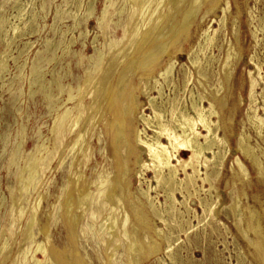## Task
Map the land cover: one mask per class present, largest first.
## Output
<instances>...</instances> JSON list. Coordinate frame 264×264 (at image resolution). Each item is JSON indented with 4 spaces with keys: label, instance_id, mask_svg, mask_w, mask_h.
Listing matches in <instances>:
<instances>
[{
    "label": "rangeland",
    "instance_id": "1",
    "mask_svg": "<svg viewBox=\"0 0 264 264\" xmlns=\"http://www.w3.org/2000/svg\"><path fill=\"white\" fill-rule=\"evenodd\" d=\"M19 1L20 3H18V0H0V247L5 243V249L0 253V264H14V259L24 247L25 239L29 233L27 221L34 205L37 203L36 199L39 194H44L45 197L38 206V221L34 227L37 233L36 240H43V235L38 231V228L40 223L46 219L47 214H50L53 242L63 246L68 241V229L65 219L62 217L60 201L64 200L65 202L64 189L70 174L77 169L75 165L78 163L74 164L75 167H71L72 156L68 145L78 129L71 134L69 132L68 134L65 133V149H59V155L57 151L51 163L44 170V178L47 175L44 180L45 184L43 182L41 185L36 183L28 191L21 190L17 174L20 168L24 167L28 155L37 144L44 143L46 148L54 146L51 128L56 116L64 110L65 105L74 106V101H68L70 93L78 94L79 87L83 85L88 72L93 76L96 75L97 69L109 54L111 44L116 43L119 46L124 43L127 25L130 22V11L133 6L130 0H112L114 3L112 13L103 19L102 12L108 0ZM220 5L221 7L217 9L216 15L210 13L203 19L202 12L206 10L207 5L201 6L191 25L189 38L187 39L184 36L179 40L178 44L182 45L181 50L183 53L180 52L179 54L174 73L169 76L170 78H160L159 84L156 89H153L154 91H151V94L157 96L154 101L155 106L163 112L166 121L171 120V109L174 106L179 107L181 104L179 111L194 114L192 103L198 105L203 103L208 107V97H211L212 93L218 95L217 97H226L230 107L232 104L237 103L239 96L242 95L244 101L234 111L231 112L228 107L223 109L227 116L230 114L228 117L232 120L234 118L232 123L228 122V126L235 131L229 137L232 146L231 154L223 168L219 165L215 166L213 162H209L207 167L205 165L201 166L200 176L206 177L208 175L209 178L206 183L201 181L200 177L193 183L186 179L181 171L178 175L179 179L174 180L175 182L170 178L168 179L171 186L168 183H165V185L162 183L161 186L157 185L158 183L156 184L154 172L146 169L144 175L146 179L143 178L142 184H139L138 176L131 172L130 180H132L133 193L137 195V187L138 191L141 187L145 189L149 186L152 187L149 193L152 196V201H154L155 209L153 212L154 217L151 219L156 221L165 232L167 231L166 234L168 237L170 236L169 240L174 247H172V252L168 253L165 247L169 244L164 242L161 251L158 250L153 252L152 256H146L138 240H143L148 244L155 239L159 241L160 239L148 229L143 232L144 234L142 233L144 230L140 229L141 227L137 226V230L133 229L137 222L132 216L129 219V227L130 224L131 227L133 226L129 228L130 231L132 230L129 237L133 241L129 242L130 238L122 240L123 247L114 256L118 264H128V262L129 264H142V262L143 264H260L254 254L255 247L239 233L235 224L238 219H241L243 227H246L249 221L252 224L260 222V233L257 235L251 229L247 235L250 239H255L258 236V238L264 240V177L257 176V167L250 159L242 155L241 157L251 173L250 180L244 183L238 181L237 185L232 186L230 189L226 187V182L233 179L229 167L234 155L238 154L235 146L239 133H243L246 138H249V142L255 148L264 170V0H221ZM228 5L230 10L228 11L226 23L223 25L220 19L224 14L223 8ZM59 14L63 15L59 16ZM232 14L239 16V19L235 21V27L239 31V43H237L233 34L232 22H234V19ZM182 19L183 14L180 12L177 20L182 21ZM213 29L217 30L215 40L207 46L206 37L208 34H213ZM255 34L257 37H255ZM72 41L74 42L72 43ZM192 46H194L193 56L201 60L198 70H195L187 62V54ZM229 46H232L229 61L235 64V69L230 81H227L225 80L223 68ZM238 50L242 53L239 60V54H236ZM251 56L254 57L255 61L253 60V63L249 64L246 63ZM166 61L167 59L163 61L161 67L165 65ZM182 61L187 62V64H183ZM256 66H259L260 69ZM249 69L254 70L253 76L257 82L253 107L257 108V114L263 119L261 123H258V130L249 120V115H253L252 110L248 109L251 104L249 98ZM133 78L134 82L138 84L139 76L135 74ZM53 79L58 80L54 81ZM158 89H161L162 92L160 93ZM197 94L199 99H202L200 103ZM142 100L145 103V112L153 115V108L148 103L149 101L147 102L146 98ZM133 125L135 128V121H133ZM222 125L224 124L222 123ZM140 127H146L150 135L155 134L152 127H147L141 121ZM99 132L100 136H94L92 139L93 147L90 156L85 158L83 165L88 178L95 179L97 182L100 181V174L112 178L115 170L109 145L110 138L105 134L104 128L100 127ZM219 133L223 135V128H220ZM44 151H41L39 155H44ZM61 155H63L64 161L60 166L58 161H60ZM207 155L213 157L211 152H207ZM134 159L133 156L132 163ZM145 159H147V156ZM167 176L169 177V174ZM180 179L183 180L182 183ZM185 181L188 182L185 184ZM209 182L213 184L219 182L220 194L227 204L221 207L218 217L204 220V204L206 205L207 202L216 199L213 196L214 192L210 189L209 191L206 190L210 188ZM184 187L187 190L183 189ZM104 188L103 186V191ZM244 188L246 194H243ZM12 189H14V193H11ZM172 191H175L178 200L174 204V208L170 205ZM237 194H242L241 198L237 200V207L231 208L229 205ZM102 195L100 194V196ZM132 199V197L130 200L125 198L124 202L121 201L120 220L125 210H129L132 214L131 209H129L131 203L134 202L140 205L135 200L136 198ZM98 202L99 198H96L95 207ZM148 204L151 206L150 203ZM176 207L179 211H176ZM178 207L180 208L178 209ZM20 208L23 209V215L18 217ZM16 209L18 210L16 211ZM187 209L191 212L187 213ZM169 210L172 212L171 214L168 212ZM250 211L254 213L253 220ZM182 212L186 214L184 215ZM178 213H180V216ZM84 216L85 218L77 228L79 248L90 264H105L104 259L107 257L106 251L109 245L102 242L106 234L102 232L101 235H98L93 220V217L98 218L99 216L92 207L86 210ZM161 216L167 222H163ZM181 218L183 219L181 220ZM26 230L27 232H25ZM132 234L133 236H131ZM124 236L126 237L125 234ZM125 242L128 243L126 247ZM6 254L7 257L5 258ZM31 254L32 251L29 255ZM1 257L4 259L2 260Z\"/></svg>",
    "mask_w": 264,
    "mask_h": 264
},
{
    "label": "bare ground",
    "instance_id": "2",
    "mask_svg": "<svg viewBox=\"0 0 264 264\" xmlns=\"http://www.w3.org/2000/svg\"><path fill=\"white\" fill-rule=\"evenodd\" d=\"M130 2L133 4V6L132 10L130 11V22L127 25V34L125 35L124 43L120 44L119 46L116 43H112L109 54L103 60V64L97 69L96 75L93 76L90 72H88L83 85L79 87L78 94L75 95L70 93L68 101H74V106L65 105L64 110L61 113H58L56 116L51 128L54 137V146L52 148H46L44 143L37 144L32 152L28 155L24 167L20 168L17 174L21 190L25 189L28 191L36 183H40L41 185L43 182L45 184L44 180L47 175H45L46 177L44 178V170L51 163L57 151L59 149L63 150L65 147V133L68 134L69 132V134H71L76 129H78L68 145L72 156L71 167L74 166L75 163H78L75 165L77 166V169L74 171V173H71L68 178V183L63 193V195L65 194L66 196L65 202L64 200L62 202L60 201L62 217L65 219L68 229V241L63 246L53 242L50 214H47L46 219L40 223L38 228V231L43 235V240H36L37 233L35 232L34 227L38 221V206H40L41 200L45 197L44 194H39L38 198L36 199L37 203H34L35 205L33 207L32 213L27 221L29 225V228L27 227L29 233L25 239V245L14 259V264H90L85 254H83L79 248V235L77 228L85 218L84 214L86 213V210L91 207L96 210L99 216L98 218L93 217V220L96 224V231L98 235H101L102 232L106 234L105 239H103L102 242L106 245H109V248L107 247L108 250L106 251L107 257L104 259L105 264H118L117 259H114V256L118 250L123 247L122 240H128L130 238L129 236L132 230L130 231L129 229L131 227V224L129 227V219H131L132 216L135 218V222H137L133 229L137 230L138 227H141L140 229L144 230L142 233L148 229L160 239V241L155 239L153 242L148 244L143 240H138L142 246L141 249L146 256H152L154 254L153 252H157L158 250L161 251L160 249L164 242L169 244L167 247H165L168 253L172 252V247L174 246H172V243L169 240L170 236L168 237L166 234L167 231L165 232V230L161 228L156 221L151 219L154 217L153 212L155 209L154 201H152V196L149 193L152 187L149 186L147 189L142 187L140 189L139 187L140 191H138L137 187L136 195L132 192L133 185L131 184L132 180H130V173L134 172L138 176L140 180L139 184H142V179L145 178L144 175L146 169L152 170L154 172V177L157 181L156 184L158 183L157 185H161L162 183H164L163 185H165V183L169 184V178L172 181L179 179L178 175L181 171L183 172L186 179L193 183H195L199 177L201 181L206 183L209 181V178L208 175L206 177L200 176L201 166L205 165L207 167L209 162H213L215 166L219 165L221 168H223L229 159L232 147L229 137L232 135V133L234 134L235 131L233 128L228 126V122L232 123L234 118L232 120V118L228 117L230 114L227 116L223 112V109L228 107L231 112L232 110L234 111V109L238 108L244 101L242 95L239 96L238 102L232 104L230 107L226 97H217L218 95L216 96L215 93H212L211 97H208V107L203 103L200 105L197 103H192L194 114L179 111L181 104L179 107L173 105L174 107L171 109L172 118L171 120L166 121L163 112L158 110L155 106L156 103H154V101L157 96L155 97L151 94V91L154 88L156 89L157 85L159 84L160 78L167 79L174 73L175 64L179 60V54L180 52L183 53L181 50L182 45L178 44L179 40L184 36H186L187 39L189 38L191 33V25L194 22L198 11L201 9V6L204 4L207 5L206 10L202 12L203 19L210 13L213 15L217 14V9L221 7V0H130ZM18 3H20L19 0ZM113 5L114 3L112 0L107 1V4L105 5L102 12L103 19L112 13ZM229 10V5L223 8L224 14L220 19V22L223 25L226 23ZM180 12L183 14L182 21L177 20V16ZM60 15L61 14H59V16ZM232 18L234 19V22H232L233 34L235 35L237 43H239V31L238 28L235 27V21L236 19H239V16H234L232 14ZM213 31L214 32L212 35L208 34L206 37L205 41L207 46L212 44V42L215 40L217 30L213 29ZM18 33L19 32L17 31V34ZM255 37H257L256 34ZM73 42L74 41H72V43ZM239 47L241 48V45ZM193 49L194 46L191 47V50L187 54V62L195 70H198L201 65V60L198 58L196 59L193 56ZM231 49L232 46H229L227 57L224 59L223 72L225 75V80L227 81H230V78L233 75V70L235 69V64H232L229 61L231 58ZM236 54H239V60L242 57L241 51L238 50ZM165 59H167V61L165 65L161 67ZM253 60L254 57L251 56L249 57V60L246 61V63H253ZM187 62H183V64H187ZM256 67L260 69L259 66ZM183 69L185 68L183 67ZM201 69L203 70V68ZM253 73L254 70L249 69V98L251 104L248 109L252 110L253 112V115H249V120L258 130V123H261L263 119L259 116V114H257V108L255 109L253 107V103L255 101V90L257 86V82L254 79ZM135 74L139 76L138 84L134 82L133 76ZM57 80L55 79L54 81ZM167 81L169 82V80ZM59 84L60 83L58 82V85ZM160 87L161 86L159 85V88ZM158 90L160 93L162 92L161 89ZM197 96V99H199L198 94ZM200 97L203 98L202 96ZM143 98H146L147 102L149 101L148 103H150L152 106L153 115H149L145 112V103L142 100ZM201 100L202 99H199V103ZM133 121L136 123L135 128ZM140 121L143 122L147 127H152L155 134L150 135L146 127L141 128ZM222 123L224 125H222ZM100 127L104 128L105 134L110 138L109 145L115 164V170L113 172L112 178L110 176L100 174V181L97 182L95 179L88 178L87 174L84 172L83 165L85 158H89L90 156V151L93 147V137L100 136ZM220 128H223L224 130L223 135L219 133ZM235 147L238 154L234 155L230 163L229 170L233 175V179L227 180L226 187H228V189L232 188V186H236L238 181L244 183L245 181H249L251 178V173L246 167V164L241 157L242 155L250 159L255 167H257V176L264 177L262 162L256 154L255 148L249 142V138H246L243 133H239V136L237 135ZM43 150H45V154L40 156L39 154ZM207 152H211L213 157H209ZM62 156L63 155H61V159H59L60 157L58 158L60 160L58 161L60 162V166L64 161V157ZM133 156L135 159L132 163ZM146 156L147 159H145ZM167 174H169V177ZM50 179L51 177L49 180ZM180 181L181 183L183 182L182 179H180ZM187 182L185 181V184ZM209 183L210 188L206 190L209 191L210 189L212 192H214V195H212L216 197V199H213L212 202H207L206 205L204 204V220H208L212 217H218L221 207H224L227 204L225 201H223V198L220 194L218 186L219 182L216 184H213L212 182ZM44 184L43 186H45ZM103 186L105 187L104 191L102 190ZM183 189H185V187ZM185 190H187V188ZM188 190L191 191L189 188ZM11 193H14V189L11 190ZM100 194L103 195L100 196ZM243 194H246L245 188L243 189ZM175 195V191H172L170 194V205L172 208H174V204L178 201ZM241 195L242 194H237L232 199L229 205L231 208L237 207V200L241 198ZM131 197L133 199L136 198L135 200L139 202L140 205H137L134 202L131 203V205L129 203V209H131L130 211L132 214H130L129 210H125V213H123V217L120 220L119 209L122 207L121 201H123L125 198L130 200ZM96 198H99V202L95 207L94 203ZM148 203H150L151 206H149ZM200 207L202 208L201 204ZM179 208L180 207H178V209ZM189 209H187L188 211L186 210L187 213L191 212ZM17 210L18 209H16V211ZM176 211H179L177 210V207ZM168 212H170V210ZM171 213L172 212H170V214ZM180 213H178L179 216ZM250 213L253 220L254 213L253 211H250ZM22 215L23 209L20 208L18 217H21ZM161 219L163 222H167V220L162 216ZM182 219L183 218H181V220ZM241 223V219H238L235 224L239 233H241L244 238H247L248 242L255 247V257L258 259L260 264H264V240H261L258 238V236L255 239H250L247 235L248 231L251 229H253L258 235L260 233V222L258 224H252L249 221L246 227H243ZM25 232H27V230ZM185 232L187 233L186 230ZM124 234L126 235V237L124 236L125 238L123 237ZM131 236H133V234ZM130 241H133V239L130 238L129 242ZM127 244L125 242V247ZM4 249L5 243L0 247V253L3 252ZM31 251L32 254L29 255ZM7 253L9 252L7 251ZM170 255L172 254L170 253ZM6 257L7 254L5 258ZM146 258L148 259V257ZM3 259L4 258H2V260Z\"/></svg>",
    "mask_w": 264,
    "mask_h": 264
}]
</instances>
